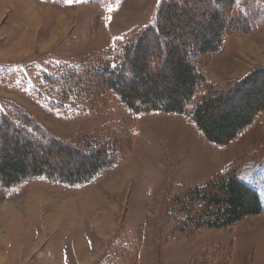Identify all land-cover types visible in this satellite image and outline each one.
<instances>
[{"label":"rangeland","instance_id":"rangeland-1","mask_svg":"<svg viewBox=\"0 0 264 264\" xmlns=\"http://www.w3.org/2000/svg\"><path fill=\"white\" fill-rule=\"evenodd\" d=\"M159 3L0 0V107L20 106L65 140L107 126L130 132L118 165L86 184L0 183V264H264V112L219 146L189 113L135 114L110 91L92 96L55 85L146 28ZM192 60L211 86L226 88L264 66V27L231 33L218 52ZM229 169L259 193L263 213L221 229L172 231L164 207L174 191Z\"/></svg>","mask_w":264,"mask_h":264},{"label":"trees","instance_id":"trees-1","mask_svg":"<svg viewBox=\"0 0 264 264\" xmlns=\"http://www.w3.org/2000/svg\"><path fill=\"white\" fill-rule=\"evenodd\" d=\"M63 4L66 0H43ZM112 4L116 0H96ZM160 0L151 24L113 53L80 62L55 82L62 92L99 95L110 91L135 114L156 111L191 115L208 142L224 146L264 112V66L226 88L210 85L193 58L218 52L231 33L264 27L258 0ZM89 62H91L89 64ZM206 89L190 106L200 89ZM130 136L125 126H107L72 140L58 138L20 106L0 107V183L14 187L42 178L77 186L123 159ZM259 193L234 171L215 174L201 186L180 188L164 207L175 233L232 226L263 213Z\"/></svg>","mask_w":264,"mask_h":264}]
</instances>
